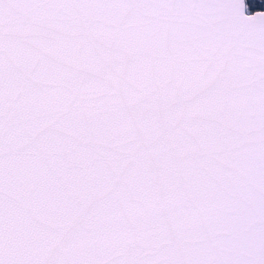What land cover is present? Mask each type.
<instances>
[{
	"label": "snow or ice",
	"instance_id": "1",
	"mask_svg": "<svg viewBox=\"0 0 264 264\" xmlns=\"http://www.w3.org/2000/svg\"><path fill=\"white\" fill-rule=\"evenodd\" d=\"M248 7L0 0V264H264Z\"/></svg>",
	"mask_w": 264,
	"mask_h": 264
},
{
	"label": "trees",
	"instance_id": "2",
	"mask_svg": "<svg viewBox=\"0 0 264 264\" xmlns=\"http://www.w3.org/2000/svg\"><path fill=\"white\" fill-rule=\"evenodd\" d=\"M262 2H264V0H246V3L249 5L247 9L249 11L255 9H264V7H261Z\"/></svg>",
	"mask_w": 264,
	"mask_h": 264
},
{
	"label": "water",
	"instance_id": "3",
	"mask_svg": "<svg viewBox=\"0 0 264 264\" xmlns=\"http://www.w3.org/2000/svg\"><path fill=\"white\" fill-rule=\"evenodd\" d=\"M256 10H258V11H264V9H256ZM253 10H251V11H249L248 9H246V13H251ZM253 14H255V13H253Z\"/></svg>",
	"mask_w": 264,
	"mask_h": 264
}]
</instances>
